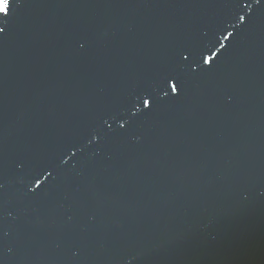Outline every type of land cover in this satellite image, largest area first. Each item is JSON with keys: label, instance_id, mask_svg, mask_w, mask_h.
<instances>
[{"label": "water", "instance_id": "95a60500", "mask_svg": "<svg viewBox=\"0 0 264 264\" xmlns=\"http://www.w3.org/2000/svg\"><path fill=\"white\" fill-rule=\"evenodd\" d=\"M5 29L0 264H264V0H14Z\"/></svg>", "mask_w": 264, "mask_h": 264}, {"label": "snow or ice", "instance_id": "6c2138e0", "mask_svg": "<svg viewBox=\"0 0 264 264\" xmlns=\"http://www.w3.org/2000/svg\"><path fill=\"white\" fill-rule=\"evenodd\" d=\"M13 4L14 0H0V34L5 32V26L10 22V18L13 14ZM241 20H243V17H241ZM182 59L187 60L188 56L181 53ZM204 63L208 64L210 63V60L205 59ZM172 90L176 91V85H172ZM151 101L150 99H144L143 100V107L144 108H150Z\"/></svg>", "mask_w": 264, "mask_h": 264}]
</instances>
